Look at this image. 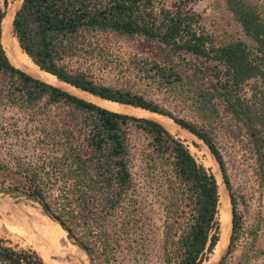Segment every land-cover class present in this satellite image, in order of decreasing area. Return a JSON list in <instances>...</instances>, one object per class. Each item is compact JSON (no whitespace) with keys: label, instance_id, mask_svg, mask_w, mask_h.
I'll list each match as a JSON object with an SVG mask.
<instances>
[{"label":"trees","instance_id":"1","mask_svg":"<svg viewBox=\"0 0 264 264\" xmlns=\"http://www.w3.org/2000/svg\"><path fill=\"white\" fill-rule=\"evenodd\" d=\"M200 1L23 0L13 30L23 51L40 69L103 99L169 117L206 144L219 163L231 202V234L218 263L224 264L240 240L242 216L212 132L222 113L229 116L239 132L252 140L264 167V0H226L244 37L222 43L214 39L196 10ZM7 5V0L4 4L0 0V109L16 108L36 120L43 126L41 133L61 146L51 158V170L62 180V205L54 209L46 200L37 183L38 172L30 177V190L74 232L80 228V239L94 254L92 243L98 240L90 236L106 235L112 217L119 215L125 223L132 216L142 228L146 198L131 170L130 140L134 133L143 134L147 143L141 176L144 181L160 183L166 217L162 264H203L214 253L221 235L215 174L161 122L108 109L14 65L3 43ZM104 32L143 39L152 49L158 77L193 105L204 125L130 89L96 83L85 71L65 64L94 35ZM61 106L65 111L58 119L46 123L50 110ZM132 200L135 215L127 207ZM0 264L45 262L34 249H16L0 239Z\"/></svg>","mask_w":264,"mask_h":264},{"label":"rangeland","instance_id":"2","mask_svg":"<svg viewBox=\"0 0 264 264\" xmlns=\"http://www.w3.org/2000/svg\"><path fill=\"white\" fill-rule=\"evenodd\" d=\"M7 1L9 5L17 0ZM162 1L172 4L176 0ZM1 2L4 4V0ZM195 8L202 13L207 28L217 42L244 37L238 23L227 9L226 0H202ZM246 40L253 43L248 37ZM152 59V49L143 44V39L104 32L94 35L77 54L65 59V64L72 70L85 71L96 83L130 89L178 116L204 125L193 105L184 97L181 98L172 92L158 77ZM62 88L86 99L85 95L76 93L71 88ZM64 111L62 106L53 107L49 118H44L46 123L57 120L60 112ZM42 127L36 120L16 108L0 109V167H3L0 170V187L31 191L30 177L38 172L37 183L43 187L46 200L54 209H59L64 189H61L60 175H55L54 168L51 170V158L61 146L56 140L41 133ZM170 132L190 148L199 163L213 173L218 171L221 174L219 164L201 139L178 124ZM212 133L226 161L242 216L240 240L224 264H264V167L260 165L252 140L243 132L240 133L233 120L226 114L222 113ZM146 143L147 138L143 134H132L131 170L139 181L138 190H142L146 198L143 203L142 228H138L132 216L127 217L125 223H122L123 217L119 215L112 217L105 228L106 235H99V238L93 236L96 234L90 236L94 241L98 240V243H92L95 250L93 255L98 264L163 263L166 217L163 198L159 194L161 185L153 180L144 181L141 176ZM48 170L51 171L50 175L46 172ZM133 205L132 200L128 202L127 207L134 209L135 215L136 205ZM25 206L28 211L43 215L39 204L26 201ZM2 219L6 224H3ZM4 219L0 213L2 242L16 249H33L22 232ZM37 225V230L43 227L38 231H41L39 234L43 236L47 232V225L42 224L41 227L36 224L35 227ZM78 229L80 228L75 229V233L79 237L82 230ZM61 242L62 245L65 244L64 236ZM226 249L227 247L215 258L213 253L203 264H218Z\"/></svg>","mask_w":264,"mask_h":264},{"label":"bare ground","instance_id":"3","mask_svg":"<svg viewBox=\"0 0 264 264\" xmlns=\"http://www.w3.org/2000/svg\"><path fill=\"white\" fill-rule=\"evenodd\" d=\"M22 1L23 0H17L16 2L12 4L7 5L6 16L3 21V43L7 51V54L14 65L22 68L23 70L27 71L33 76L43 79L49 83H52L54 85L64 87V88H71L76 93L85 95L84 97L87 100L97 103L108 109L121 112V113L135 115V116L137 115L141 117L147 116V118L151 117L155 120H159L170 131H173V128L175 127L176 124H174L173 120L170 119L169 117L160 115L156 112H152V111L140 108V107L121 104L119 102L103 99L99 96H95L89 92L78 89L70 85L69 83L60 80L57 76L40 69V67L36 63L33 62L30 56L26 52L23 51L18 41V38L15 36L14 30H13L14 17L19 8V5L23 3ZM214 173H215V176L219 184V194H220L219 220H220L221 235H220V240L215 248L213 258L218 257L222 253V251L227 247V244L229 242L230 233H231V227H232V211H231L230 196H229L226 186L224 185L222 181L221 174H219L218 171H215ZM32 213L37 214L36 212H32ZM5 221L7 222V220ZM3 224H6V223L4 222ZM41 225L42 224H40V226ZM46 225H47V232H46V229H45V232L48 234L44 232L46 235L44 234L43 236L42 235L41 236L48 244L52 245L57 251L61 252L62 251L61 240L63 238V233L61 229L59 227L56 228L55 225H51V224H46ZM36 228H38V225ZM39 233H41V231ZM42 257L45 261V264H78L75 260L72 262H69V261H58V260L50 258L47 255H42Z\"/></svg>","mask_w":264,"mask_h":264},{"label":"water","instance_id":"4","mask_svg":"<svg viewBox=\"0 0 264 264\" xmlns=\"http://www.w3.org/2000/svg\"><path fill=\"white\" fill-rule=\"evenodd\" d=\"M212 155L215 158L213 153ZM221 176L225 185L222 172ZM26 201L39 204L43 209V215L28 211L25 206ZM0 212L6 220L22 232L23 237L40 255H47L58 261L72 262L75 260L78 264H98L93 253L76 235L72 227L39 194L21 188L7 189L0 187ZM36 224H51L61 229L65 242V246L62 245L61 252L43 239L35 227Z\"/></svg>","mask_w":264,"mask_h":264}]
</instances>
